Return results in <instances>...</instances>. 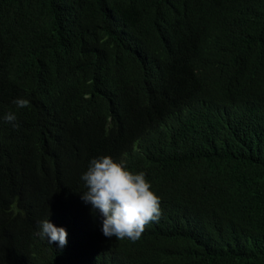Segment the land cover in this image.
<instances>
[{"label": "trees", "instance_id": "16d2710c", "mask_svg": "<svg viewBox=\"0 0 264 264\" xmlns=\"http://www.w3.org/2000/svg\"><path fill=\"white\" fill-rule=\"evenodd\" d=\"M20 1L0 0V264H264V140L158 126L217 51L264 44V0ZM154 52L159 83L139 61ZM105 155L161 198L135 242L81 199ZM46 219L65 247L37 234Z\"/></svg>", "mask_w": 264, "mask_h": 264}, {"label": "clouds", "instance_id": "9594fccd", "mask_svg": "<svg viewBox=\"0 0 264 264\" xmlns=\"http://www.w3.org/2000/svg\"><path fill=\"white\" fill-rule=\"evenodd\" d=\"M28 2L20 1L16 8ZM111 25L112 28L116 25L113 18ZM222 50L213 55L207 72L194 71V75L200 76L191 88L197 95L173 97L168 111L165 110L168 104L161 109L158 117L161 134H233L234 138L255 134L258 140H264V44L247 38L228 52ZM150 56L159 59L160 52L144 54L139 61L145 63L148 77L159 83L162 67L157 61L150 65ZM164 100L168 102L166 97ZM14 103L17 108L29 106V101L23 98ZM2 119L12 123L17 117L8 112ZM82 180L87 190L81 199L103 216L105 237L135 242L146 226L159 222L161 198L151 190L145 172L131 171L123 162L105 155L91 160ZM39 228L37 234L49 244L58 242L60 248L67 245L63 227L58 228L46 219L39 222Z\"/></svg>", "mask_w": 264, "mask_h": 264}, {"label": "bare ground", "instance_id": "6f19581e", "mask_svg": "<svg viewBox=\"0 0 264 264\" xmlns=\"http://www.w3.org/2000/svg\"><path fill=\"white\" fill-rule=\"evenodd\" d=\"M221 13H222V12H221ZM217 16H218V15H217ZM214 17H216V16H214ZM211 18H213V16H212V17H210V19H211ZM216 18H217V17H216ZM206 19H209V18H206ZM218 19H219V18H218ZM212 20H213V19H212ZM212 20H210V21H209V23H210V22H214V21H215V20H213V21H212ZM216 20H217V19H216ZM204 21H205V19H204ZM207 21H208V20H207ZM217 22H218V21H217ZM216 24H217V23H216ZM212 25H213V24H212ZM169 35H170V34H169ZM167 37H168V36H167ZM166 39H167V38H166Z\"/></svg>", "mask_w": 264, "mask_h": 264}]
</instances>
